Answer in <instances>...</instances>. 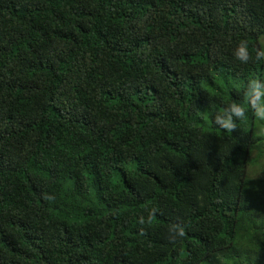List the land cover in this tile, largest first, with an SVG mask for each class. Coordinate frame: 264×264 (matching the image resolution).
Wrapping results in <instances>:
<instances>
[{"label": "trees", "instance_id": "trees-1", "mask_svg": "<svg viewBox=\"0 0 264 264\" xmlns=\"http://www.w3.org/2000/svg\"><path fill=\"white\" fill-rule=\"evenodd\" d=\"M240 38L264 0H0V264H264Z\"/></svg>", "mask_w": 264, "mask_h": 264}, {"label": "clouds", "instance_id": "clouds-1", "mask_svg": "<svg viewBox=\"0 0 264 264\" xmlns=\"http://www.w3.org/2000/svg\"><path fill=\"white\" fill-rule=\"evenodd\" d=\"M232 55L241 65H248L250 62L264 64V41L255 46L247 38H240ZM249 114L256 122L264 123V77L251 76L243 87L242 99L227 103L222 110H216L213 113V123L220 130L232 133L239 125L248 121ZM197 115L201 113L198 112ZM155 211L153 209L150 215H154ZM143 222L141 219V223ZM183 234L180 229L179 235Z\"/></svg>", "mask_w": 264, "mask_h": 264}, {"label": "rangeland", "instance_id": "rangeland-1", "mask_svg": "<svg viewBox=\"0 0 264 264\" xmlns=\"http://www.w3.org/2000/svg\"><path fill=\"white\" fill-rule=\"evenodd\" d=\"M264 41V39H263ZM255 133L256 135L261 138L263 137L264 138V123H259L257 122V126H256V129H255ZM258 152L255 153L254 157L256 158V160L258 159ZM264 166V152L262 153V156H261V159L260 160H257V163L254 167V170H256L258 173L255 175V177H257L259 174H260V171L262 169V167Z\"/></svg>", "mask_w": 264, "mask_h": 264}]
</instances>
